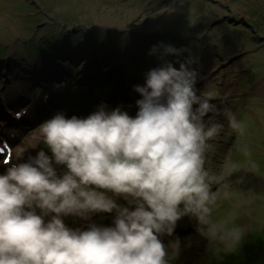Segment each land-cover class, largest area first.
<instances>
[{"label":"clouds","instance_id":"9594fccd","mask_svg":"<svg viewBox=\"0 0 264 264\" xmlns=\"http://www.w3.org/2000/svg\"><path fill=\"white\" fill-rule=\"evenodd\" d=\"M182 51L151 48L161 64L134 86L141 97L134 117L104 104L86 118L57 113L38 130L51 156L40 150L26 162L3 161L0 264H171L180 239L165 245L162 238L185 216L225 250L240 243L242 229L214 217L221 198L232 199L225 182L232 170L210 171L206 163L221 116L237 137L246 126L231 109L214 106L210 90L196 88L192 58L179 69L166 60ZM105 214L110 224L96 219Z\"/></svg>","mask_w":264,"mask_h":264},{"label":"rangeland","instance_id":"374dc122","mask_svg":"<svg viewBox=\"0 0 264 264\" xmlns=\"http://www.w3.org/2000/svg\"><path fill=\"white\" fill-rule=\"evenodd\" d=\"M91 2L0 0V98L9 100L14 113V107L26 110L18 123L0 116V142L6 138L16 141L10 142L12 162H26L29 155L36 156L40 150L51 156L45 145L38 144V130L57 113L66 118H86L104 104L108 110L121 106L129 115H136L139 93L125 86L101 89L83 75L82 68L89 66L84 59L113 73L140 61L145 75L161 64L156 55H149L153 46L163 43L181 49L180 56L169 55L166 60L179 69L180 63L192 58L190 67L198 73L196 88L210 90L214 97L211 103L231 109L246 126L245 135L237 137L221 116L218 122L224 127L210 142L213 147L206 163L210 171H219L225 165L232 170L225 181L232 199L221 198L214 217L232 220L242 229L243 238L236 247L225 250L222 244L212 243L198 233L195 218L185 216L177 222L173 236H165L162 241L167 245L170 240L180 239L179 255L171 264H264V0ZM110 2L116 6L109 7ZM62 19H66L65 24ZM174 19L180 22L174 23ZM118 27L125 37L120 36L117 46L112 39L119 34ZM86 34L87 42H94L89 47L80 42L86 45L78 51L81 57L61 64L50 58L42 68L40 64L33 66L42 56L53 55L61 39L69 37L71 41L74 36ZM49 39L56 43L49 46ZM41 41L44 48L31 47ZM96 43L112 54V67L111 63L93 64L96 53L90 48ZM24 48L31 51L25 53ZM45 48L50 52L46 53ZM42 81L45 83L40 84L47 85H36ZM26 97L30 98L27 102ZM4 160L1 154L0 174L9 166ZM57 170L62 172L63 166H57ZM96 219L111 223L107 214L102 220ZM65 222L71 227L79 223L72 218Z\"/></svg>","mask_w":264,"mask_h":264},{"label":"bare ground","instance_id":"6f19581e","mask_svg":"<svg viewBox=\"0 0 264 264\" xmlns=\"http://www.w3.org/2000/svg\"><path fill=\"white\" fill-rule=\"evenodd\" d=\"M174 21L176 23L180 22L178 19H174L173 22ZM61 22L65 24L66 20H62ZM106 26L104 25V27H106ZM106 28H108V27H106ZM118 31L119 32H117V34L118 33L119 34L117 36H115V37L113 36V39H112V41L114 40V43H117V46L120 44V43L118 44V40L120 39V36H122V34H121L122 33V29L118 27ZM95 35H96V33H94V36ZM86 36H87V34L82 36V37L81 36H74V37L71 38V41H70L69 37L61 39L54 46V47H56V49L52 51L53 55H50V53H49V54H46L49 57L42 56V58H40V60L36 61L35 63L33 62V66H36V65L40 64V66L42 68L43 64H46L47 62L50 61L49 60L50 58L51 59L52 58L53 59H58L55 62H59V64H61V62L63 60H68L69 61L73 57H75V58H79V56L81 57L79 52L86 45L85 46L84 45L81 46L80 42H82V43L84 42V44L86 43L88 47L91 46V42H94V41H91V40L87 42L88 38H86ZM122 37L124 39L125 36H122ZM55 41L53 42L52 39H49V43H51L49 46L52 45V42L56 43ZM72 41L74 43H72ZM43 42L44 41H41V42L37 43L36 47H34V46H31V47H33V48H38V47L44 48L43 47V45H44ZM123 42L124 41L122 40V43ZM94 46H95V49H94ZM90 49L94 51V54L96 53L95 57H93L94 59H92L93 60L92 61L93 64L94 63H99V64L105 63V64L109 65L111 63L110 64L111 67L113 66L114 62H112L111 59H110V57H112V54L107 53V51L105 50L106 47H104V49L103 48L100 49L99 45H97V43H96V45H93ZM108 50L110 51L112 49L108 48ZM22 51L26 53L27 51L30 52L31 49L30 48L29 49L24 48V49H22ZM22 51H21V53H23ZM44 51L46 53H48L49 49L45 48ZM97 52L99 54H97ZM107 55H109V56H107ZM55 57H58V58H55ZM87 57H88V55L85 54V58H87ZM59 58H61V59L59 60ZM83 61H85L86 63L89 64V66L85 65L84 68H82L83 69V75L87 79L92 78L93 80H91V81L96 82L101 89H106V88H109V87H116L117 88V87L125 86L127 89L131 88L130 90L134 91V86L135 85H143L144 82H145V79H142L143 77H145V75H144L145 66L141 67L140 66V61H138V63H137V61L135 60L133 62V64H132V66H128V67L124 66V67L121 68L122 69L121 72H115V73H113L112 70L106 69L103 66L100 68V66H97V64H96V66L95 65L93 66V65H91V62L89 60H85L84 59ZM99 69H100V71L98 72ZM52 73H54V72H52ZM124 77H125V79H124ZM40 83H45V82H43V81L42 82H37L36 85H39V86L47 85V84H40ZM51 94L54 95L55 93L54 94L51 93ZM29 99H30L29 97H26L25 101L27 102ZM7 101H9V100H4L2 98V103H0V116L7 118L10 115H12L9 118L10 121L18 123L19 118L15 117L14 111H12L11 105ZM5 102H7V104ZM7 107H9V110L7 109ZM20 114H22V115L25 114L24 110H20ZM0 163H1V161H0ZM263 183H264V181H263Z\"/></svg>","mask_w":264,"mask_h":264},{"label":"trees","instance_id":"16d2710c","mask_svg":"<svg viewBox=\"0 0 264 264\" xmlns=\"http://www.w3.org/2000/svg\"><path fill=\"white\" fill-rule=\"evenodd\" d=\"M75 1H78V2H88V3H92L91 1L92 0H75ZM105 6V8H107V9H110L109 7H114V6H116V4H113V2H110L109 3V7H107V5H104ZM106 9V10H107ZM65 13V12H64ZM74 15H77V14H74ZM230 258V257H229ZM229 258H227V260L229 259Z\"/></svg>","mask_w":264,"mask_h":264},{"label":"snow or ice","instance_id":"6c2138e0","mask_svg":"<svg viewBox=\"0 0 264 264\" xmlns=\"http://www.w3.org/2000/svg\"><path fill=\"white\" fill-rule=\"evenodd\" d=\"M8 158H10V156H8Z\"/></svg>","mask_w":264,"mask_h":264}]
</instances>
